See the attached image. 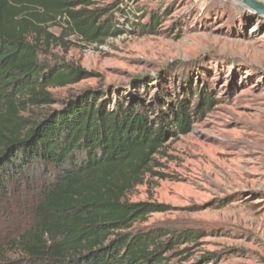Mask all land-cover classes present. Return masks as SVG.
I'll list each match as a JSON object with an SVG mask.
<instances>
[{"label":"trees","instance_id":"1","mask_svg":"<svg viewBox=\"0 0 264 264\" xmlns=\"http://www.w3.org/2000/svg\"><path fill=\"white\" fill-rule=\"evenodd\" d=\"M129 14L85 0H0V203L16 198L28 214L0 244V254L16 259L0 264H170L178 247L197 240L193 231L137 230L168 208L125 197L166 142L187 135L214 99L199 93L191 109L180 97L147 103L86 92L61 111H43L55 102L50 90L88 73L47 59L29 39L36 24L62 17L83 42L102 44L158 33L153 29L165 16L152 14L142 25L127 20Z\"/></svg>","mask_w":264,"mask_h":264},{"label":"rangeland","instance_id":"2","mask_svg":"<svg viewBox=\"0 0 264 264\" xmlns=\"http://www.w3.org/2000/svg\"><path fill=\"white\" fill-rule=\"evenodd\" d=\"M85 1L128 11L127 20L142 25L152 14L165 16L153 29L158 33L123 34L102 44L83 42L62 17L37 23L29 39L47 59L88 73L50 90L55 102L43 111H61L86 92L147 103L180 97L191 109L199 93L207 94L212 109L187 135L166 142L125 201L168 208L137 230L198 234L177 248L180 256L170 264H264V17L236 0ZM2 201L0 244L28 217L16 198ZM10 254L3 251L0 263L16 259Z\"/></svg>","mask_w":264,"mask_h":264},{"label":"water","instance_id":"3","mask_svg":"<svg viewBox=\"0 0 264 264\" xmlns=\"http://www.w3.org/2000/svg\"><path fill=\"white\" fill-rule=\"evenodd\" d=\"M242 6L252 11L258 16L264 17V4L257 2L255 0H236Z\"/></svg>","mask_w":264,"mask_h":264}]
</instances>
